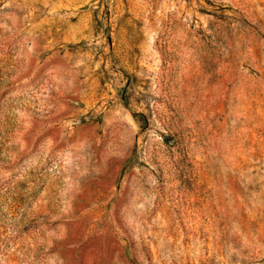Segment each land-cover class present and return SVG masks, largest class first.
Returning a JSON list of instances; mask_svg holds the SVG:
<instances>
[{
    "label": "rangeland",
    "instance_id": "374dc122",
    "mask_svg": "<svg viewBox=\"0 0 264 264\" xmlns=\"http://www.w3.org/2000/svg\"><path fill=\"white\" fill-rule=\"evenodd\" d=\"M0 264H264V0H0Z\"/></svg>",
    "mask_w": 264,
    "mask_h": 264
}]
</instances>
